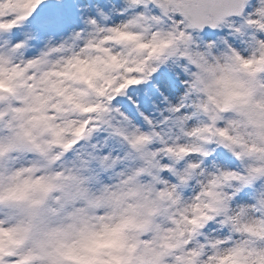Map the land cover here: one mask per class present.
Instances as JSON below:
<instances>
[{
  "label": "snow or ice",
  "instance_id": "snow-or-ice-1",
  "mask_svg": "<svg viewBox=\"0 0 264 264\" xmlns=\"http://www.w3.org/2000/svg\"><path fill=\"white\" fill-rule=\"evenodd\" d=\"M0 264H264V0H0Z\"/></svg>",
  "mask_w": 264,
  "mask_h": 264
}]
</instances>
